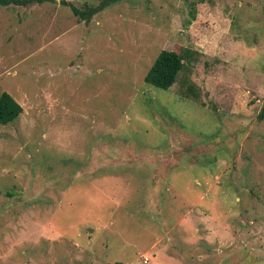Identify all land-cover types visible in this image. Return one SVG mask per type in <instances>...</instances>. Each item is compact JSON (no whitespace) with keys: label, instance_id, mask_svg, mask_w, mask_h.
Segmentation results:
<instances>
[{"label":"rangeland","instance_id":"1","mask_svg":"<svg viewBox=\"0 0 264 264\" xmlns=\"http://www.w3.org/2000/svg\"><path fill=\"white\" fill-rule=\"evenodd\" d=\"M100 1L0 7V264H264V0Z\"/></svg>","mask_w":264,"mask_h":264},{"label":"trees","instance_id":"2","mask_svg":"<svg viewBox=\"0 0 264 264\" xmlns=\"http://www.w3.org/2000/svg\"><path fill=\"white\" fill-rule=\"evenodd\" d=\"M121 0H101L97 6H89L81 10L71 5V9L82 21L89 22L91 19L118 3ZM43 3L44 0H0V7L10 5L26 7L35 3ZM194 52L189 49L175 48L171 51L163 50L159 53L152 67L148 71L145 82L158 89L167 90L173 87L178 76L183 72L190 61H193ZM23 107L8 92L0 95V125L13 123L22 113ZM259 120H264V107L258 116Z\"/></svg>","mask_w":264,"mask_h":264}]
</instances>
